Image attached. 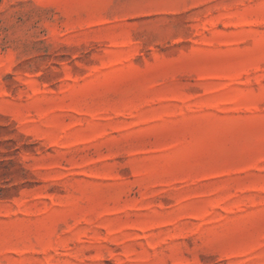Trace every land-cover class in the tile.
<instances>
[{
	"label": "rangeland",
	"instance_id": "rangeland-1",
	"mask_svg": "<svg viewBox=\"0 0 264 264\" xmlns=\"http://www.w3.org/2000/svg\"><path fill=\"white\" fill-rule=\"evenodd\" d=\"M0 264H264V0H0Z\"/></svg>",
	"mask_w": 264,
	"mask_h": 264
}]
</instances>
